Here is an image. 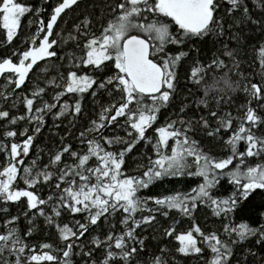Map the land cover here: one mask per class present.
Instances as JSON below:
<instances>
[{"label": "snow or ice", "instance_id": "6c2138e0", "mask_svg": "<svg viewBox=\"0 0 264 264\" xmlns=\"http://www.w3.org/2000/svg\"><path fill=\"white\" fill-rule=\"evenodd\" d=\"M0 47V264H264V0H0Z\"/></svg>", "mask_w": 264, "mask_h": 264}, {"label": "trees", "instance_id": "16d2710c", "mask_svg": "<svg viewBox=\"0 0 264 264\" xmlns=\"http://www.w3.org/2000/svg\"><path fill=\"white\" fill-rule=\"evenodd\" d=\"M34 2V0H33ZM249 5H252V0H249ZM259 11H256V15H259ZM26 22V21H25ZM72 24V21L69 20L68 22V27L70 28ZM61 27H64L63 25H61ZM3 52L2 47H0V53ZM87 119V115L85 116V120ZM161 119H163V116L161 117ZM68 126H67V120H65L64 125H62L59 129L55 128L53 126L51 117L48 118V123L47 125L44 127L43 131L40 133L39 136L36 137V140L34 142V148H33V152H40L41 149L44 150V152H47L48 149H52L53 151L55 150V147L57 146V142L60 140V137L63 136H67L68 134ZM71 131L75 132V129H71ZM69 139H71V137H68ZM139 147V146H138ZM217 152H220V149H216ZM47 157H45L46 159ZM136 159H139V156L136 157ZM131 167H135L134 162H129ZM173 184H175V186L177 188H187L188 184H181V183H176L175 181L171 182ZM169 187V185L163 184V185H158V186H154L152 189V194H160V193H164L167 188ZM47 193H45L46 195ZM13 212L16 211L15 208L12 209ZM198 216L201 217L202 221L203 219H207L208 221V227H216L219 228L218 224H213L212 222V218L210 216H205V212L201 211L198 213ZM37 223L40 225V228H43V218H40ZM27 226V221L24 219V217H21V227H25ZM144 235L149 236L150 237V232H146L144 233ZM34 240H38L41 242L47 241V242H53L56 243L57 242V237L56 234L53 230L52 235H47L46 231H41L39 228L37 229L36 233H34L33 238ZM151 245H154L157 243V240H152L151 238L148 241ZM261 255H264V253H261ZM77 261H79V257H76ZM175 264H198V262L194 259V258H190V257H181L177 254L176 258H175Z\"/></svg>", "mask_w": 264, "mask_h": 264}]
</instances>
